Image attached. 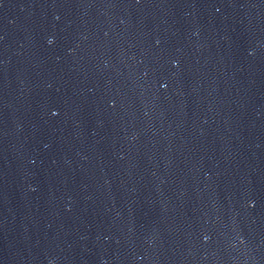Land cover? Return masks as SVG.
<instances>
[{
	"label": "water",
	"instance_id": "water-1",
	"mask_svg": "<svg viewBox=\"0 0 264 264\" xmlns=\"http://www.w3.org/2000/svg\"><path fill=\"white\" fill-rule=\"evenodd\" d=\"M0 264H264V0H0Z\"/></svg>",
	"mask_w": 264,
	"mask_h": 264
}]
</instances>
